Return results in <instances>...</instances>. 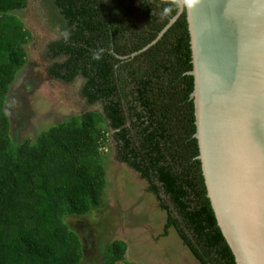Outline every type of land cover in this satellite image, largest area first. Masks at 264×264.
<instances>
[{"label": "trees", "instance_id": "trees-1", "mask_svg": "<svg viewBox=\"0 0 264 264\" xmlns=\"http://www.w3.org/2000/svg\"><path fill=\"white\" fill-rule=\"evenodd\" d=\"M31 6L57 34L48 77L74 87L82 111L18 142L7 102L33 36L17 13ZM179 12V0H0V264H83L69 220L105 204L110 143L164 213L162 238L175 229L199 264H237L199 159L186 11L163 33ZM128 248L113 241L103 264H135Z\"/></svg>", "mask_w": 264, "mask_h": 264}, {"label": "water", "instance_id": "water-1", "mask_svg": "<svg viewBox=\"0 0 264 264\" xmlns=\"http://www.w3.org/2000/svg\"><path fill=\"white\" fill-rule=\"evenodd\" d=\"M191 36L196 138L237 264H264V0H179Z\"/></svg>", "mask_w": 264, "mask_h": 264}, {"label": "rangeland", "instance_id": "rangeland-1", "mask_svg": "<svg viewBox=\"0 0 264 264\" xmlns=\"http://www.w3.org/2000/svg\"><path fill=\"white\" fill-rule=\"evenodd\" d=\"M17 16L33 34L26 46L27 65L7 102L12 136L23 142L36 140L51 126L80 115L82 109L74 87L54 83L48 77L42 54L57 34L47 28L40 7L31 6ZM104 153L108 182L105 204L86 218L69 220L86 246L83 264H103L106 249L115 240L129 246L126 263L199 264L175 229L168 237H161L166 218L155 197L145 191L146 183L114 159L111 143Z\"/></svg>", "mask_w": 264, "mask_h": 264}, {"label": "clouds", "instance_id": "clouds-1", "mask_svg": "<svg viewBox=\"0 0 264 264\" xmlns=\"http://www.w3.org/2000/svg\"><path fill=\"white\" fill-rule=\"evenodd\" d=\"M62 35L64 36L65 40L68 39V33L67 32L62 33ZM93 59L94 60H99L100 59V56L99 55H94L93 56Z\"/></svg>", "mask_w": 264, "mask_h": 264}]
</instances>
